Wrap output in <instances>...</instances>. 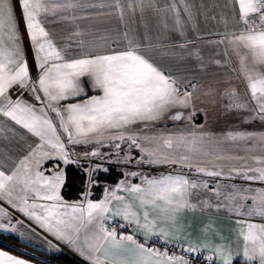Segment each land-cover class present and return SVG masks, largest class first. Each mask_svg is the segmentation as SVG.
Segmentation results:
<instances>
[{
  "label": "snow or ice",
  "instance_id": "6c2138e0",
  "mask_svg": "<svg viewBox=\"0 0 264 264\" xmlns=\"http://www.w3.org/2000/svg\"><path fill=\"white\" fill-rule=\"evenodd\" d=\"M179 3L188 13L185 0ZM16 4L21 10L38 71L35 78L15 15ZM82 7L81 0H0V116L38 139L10 173L0 170V201L67 243L89 264H190L185 256L150 247L147 241L153 237L162 238L166 243L178 240L176 233L181 231L178 214L196 207L191 197L199 189H208V180L182 173L149 176L131 171L125 172V177H139L140 183L124 179L113 188L106 187L103 198L98 201L89 199L91 193L85 192L82 201L68 203L61 196L66 182L63 169L57 166L50 175L41 170L46 160L58 159L65 165L75 162L64 138L69 145H104L107 141L116 151V162L131 163V150L135 148L140 153L135 161L137 165H179L204 177L229 180L239 177L246 182H259L260 187L226 185L231 191L224 194L217 180L212 190L217 200L223 196V201H227L226 204L221 201L218 208L226 207L237 217H243L235 221L243 242L242 251L238 247L233 253L229 245L212 244L207 236L203 241L189 243L184 251H208L210 255L205 259L209 264H233L240 255L249 262L257 260L258 264H264V222H254V218L264 221V154L227 157L241 160L243 165L229 169L225 175L218 165L207 166L212 160L204 158L214 154L205 150V135L195 129L186 134L158 136H141L132 131L134 125L147 127L173 108L191 106L196 86L191 85L193 91H182L188 85L152 61L132 40L120 48H112L106 37L87 43L80 40L77 42L79 51L70 55V45H61L46 25L81 19L75 15V10ZM114 7L123 20L120 0H115ZM127 7L133 12L137 7L143 11V0H136L135 4L128 0ZM225 7L231 9L237 27L217 34L221 38L212 43L225 45L224 55L228 58L225 64L234 60L235 67L231 70L238 71L246 85L243 95L235 87L225 91L228 107L250 113L249 121L264 123V0H226ZM164 11L174 15L176 28L181 30V13L175 0ZM224 22L227 25V20ZM72 35L79 37L82 33L75 31ZM124 37L127 39L128 34L124 33ZM84 78L98 94L87 95ZM13 89L20 92L16 99L10 94ZM24 91L29 92L35 102L23 99ZM79 97L84 98L62 103ZM169 118L185 117L177 111ZM226 139L251 141L252 148L247 149L248 152L259 145L264 153V132H229ZM122 144H127V151L120 157ZM85 155L103 158L98 150ZM214 158L225 159L219 155ZM93 171L95 169L89 171V186L94 183ZM120 192L126 195H118ZM202 203L205 207L211 206L207 201ZM117 218L123 223L116 226L107 223ZM16 224L23 221L17 219ZM16 224L12 223L11 213L0 206V231L17 233ZM132 225H135L134 234L118 233V228ZM19 235L23 237L24 233ZM141 235L143 243L137 238ZM0 264L29 262L0 250Z\"/></svg>",
  "mask_w": 264,
  "mask_h": 264
},
{
  "label": "crops",
  "instance_id": "0c3cea01",
  "mask_svg": "<svg viewBox=\"0 0 264 264\" xmlns=\"http://www.w3.org/2000/svg\"><path fill=\"white\" fill-rule=\"evenodd\" d=\"M81 2L84 4V7L75 10V15L82 17L81 19H77L74 22L58 21L46 25L49 31L57 37L61 45H70L68 50L70 55H74L79 51L77 42L80 40L87 43L89 41H100V38L106 37L112 48L124 47L127 45L128 40H132L141 46L144 54L152 61L166 72L179 77L182 84L188 85L186 89L182 88V91H193L191 85L196 86L191 106L187 108H173L162 119L151 122L147 127L142 124L134 125L132 131L138 132L141 136H158L160 134L167 135L182 132L186 134L190 130L195 129L205 135V150L214 154L211 157L204 158L212 160V163L207 166L212 168L213 165H218L223 169L225 175L228 174L229 169L233 167L239 168L243 165V161L231 160L227 159V157L239 156L247 158L251 155L264 154L261 152L259 145L256 146L254 151L248 152L247 149L252 148L251 141L247 143L244 141L232 142L226 139L229 132H264V123H261L259 120L249 121L247 119L250 113L228 107L229 100L225 96V91L235 87L243 95L246 91V85L240 77L239 72L231 70L232 67H235V61L233 60L231 64H225V61L228 59L224 55L226 50L225 45L212 43V41L221 38L217 34L233 31L237 27L232 18L231 9L225 7L226 0H185L188 6V13L184 12V5L180 4L179 0H175L181 13L183 24L181 30H177L176 28L174 15L171 12L164 11L173 0H143V11L137 7L135 12L128 9V0H120L121 6L124 8L123 20L120 19L119 13L114 7L115 0H81ZM135 2L136 0H133L134 4ZM89 5L97 6L91 7ZM99 5L104 6L99 7ZM189 14L191 19H189ZM15 15L19 20V29L23 46L27 53L31 74L35 78L38 71L34 64L33 54L18 4L15 5ZM68 15H71V13H68ZM225 20H227V25H225ZM75 31H80L82 35L79 37L73 36L72 33ZM181 31H183V35H181ZM124 33L128 34L127 39H125ZM182 44L185 47L181 48L180 45ZM216 61H220V64H217ZM84 81L88 96L98 94L91 90L87 83V78H84ZM10 94L13 99L20 96V92L16 89H13ZM22 98L29 102H35L27 91H24ZM83 98L79 97L62 103H74L78 99ZM177 111L182 112L185 118L171 120L169 116L175 114ZM189 116L190 119H187ZM64 139L66 148L71 153V159L75 161L74 164L81 166L84 170L86 167L95 168L99 164L97 159H101V157L86 156L85 153L98 150L103 158H105L104 160H112L114 159L113 155L116 154L115 149L107 141L104 142V145H96L94 143L69 145L66 138ZM35 143H38L37 138L32 137L26 130L15 125L12 121L0 116V170L10 173L15 164L27 155L30 146H34ZM121 148L122 151L126 152L127 144H122ZM134 150H137V155L135 156L137 157L136 159H139L140 154H138V149L133 148L131 154L135 152ZM215 155L223 156L225 159L217 160L214 158ZM248 163L252 165L251 160ZM67 165L58 159L46 160L41 170L45 172V175H50L53 170H56L57 166L65 172ZM126 165L135 169L136 172L149 176L182 173L194 179L208 180L209 188L199 189L191 197V202L196 207L194 209H184L178 214V224L181 225V231L176 233V235L180 238L169 242L170 244L186 249L189 243L203 241L207 236L208 241L212 244L229 245L233 253L238 247L242 251L243 242L238 236V228L235 221L243 217H237L234 213L229 212L226 207L218 208L217 205L223 201V196H221L220 200H217L212 190L216 187L217 180H219L221 192L224 194L231 191V188L225 187L226 185L249 184L252 187H260L259 182H246L239 177L232 180L221 177H204L195 174L194 170L189 171V169L182 168L179 165H137L135 163L129 165L127 163L124 166ZM201 166L205 165L201 164ZM136 179L131 183L141 182L139 177H136ZM93 181L94 184L97 183L94 179ZM62 188L61 196L64 198ZM85 192L91 193L88 198L93 201L103 198V195L94 196L90 188ZM84 193L77 200H68L66 198L64 200L68 203L82 201ZM117 194L126 195L123 192ZM204 201H207L211 206L205 207L202 203ZM223 202L227 203V201ZM0 206L6 208L11 213L13 224H16L17 219L23 221V224H16L17 233L0 231V242L15 247L4 241L3 236L10 235L15 237L20 243L34 249V253L38 257L32 254L31 256L35 257V259L39 257L47 259L40 254L42 252L50 256L64 251L84 264H89V261L80 256L65 242H58V248H60V245L62 247L59 250L53 246L50 247L48 243H40L34 237L37 234H44L52 239L54 238L35 223V221L29 220L23 213L12 209L5 202L0 201ZM117 222L123 223L119 218L115 221L110 220L107 223L110 225ZM254 222L260 223L264 221L260 218H254ZM134 227L135 225L129 226L131 234H134ZM20 232L24 233L23 237L19 235ZM36 237L38 238L39 236ZM137 238L142 243L145 242L142 235ZM156 239H159V237H153L147 241L148 246L155 247L152 241ZM10 243L15 244L11 241ZM15 245L16 247H20L17 244ZM0 250L27 260L29 264H41L37 260L26 258L2 246H0ZM29 252L33 253V251ZM201 253L210 255L206 250H202ZM246 262L249 261L240 255L235 258L233 264ZM249 263L258 264V261L253 260Z\"/></svg>",
  "mask_w": 264,
  "mask_h": 264
},
{
  "label": "trees",
  "instance_id": "16d2710c",
  "mask_svg": "<svg viewBox=\"0 0 264 264\" xmlns=\"http://www.w3.org/2000/svg\"><path fill=\"white\" fill-rule=\"evenodd\" d=\"M65 172H66V182L62 188V195L64 196V198H66L68 200H77V199L81 198L82 194L87 190L88 176H87L86 172L84 171V169L81 166L76 165L74 163L67 165L65 167ZM115 172H117V171H115ZM117 174H120V173L117 172ZM98 180L103 182L104 184L108 183V182L116 183L117 177H116V174L110 177V176H105V173H103L102 175H100V177H98ZM99 187H101V185ZM89 188L92 189L94 196H100L101 195L100 192L97 190V187L94 186V183ZM116 224L118 225V223H116ZM117 230H118V232L124 233V234H127L130 231L129 227L122 229V232H121L120 228H118ZM3 237L5 240H9L11 242H14L15 244L19 245L20 247L30 249V247H27L26 245L20 243L13 236L8 235V236H3ZM140 242H141V240H140ZM0 246L4 247L5 249H7L9 251L20 254L26 258H31V259L37 260L41 264H83L82 262L77 260L75 257H73L72 255H70L64 251H60L59 253L54 254V255H50V256L48 254L43 253V252L40 253L41 255L46 257L47 260L51 261V262H44V261H40L38 259H35V257L31 256L30 254L22 252L21 250L17 249L16 247L9 246L3 242H0ZM207 256H209V255L206 253H199V257L197 256V258L192 262V264H207L206 259H205V257H207Z\"/></svg>",
  "mask_w": 264,
  "mask_h": 264
},
{
  "label": "rangeland",
  "instance_id": "374dc122",
  "mask_svg": "<svg viewBox=\"0 0 264 264\" xmlns=\"http://www.w3.org/2000/svg\"><path fill=\"white\" fill-rule=\"evenodd\" d=\"M135 152H133L131 155H132V157H133V160H132V162L131 163H129V165H132V164H134L135 163V161L136 160H138V159H136L137 157L135 156V155H137V150H134ZM124 154H125V152L124 151H122L119 155H120V157H123L124 156ZM138 154H140V153H138ZM113 157H114V159H112V160H104L105 158H101V159H97L98 161V166H96L95 168H85V172H86V174H87V176H88V179H87V189L90 187L89 186V183H88V181H89V171L90 170H92V169H95V171H93L92 172V178L97 182V183H95L94 184V186L95 187H97V190L100 192V194L101 195H104V189L106 188V187H108V188H113V187H115V185L119 182V181H121V180H124V179H127L128 181H130V182H134V180H137L136 179V177H125V172H131V171H136L135 169H132L130 166H128V165H126V166H124L125 164H123V163H120V162H116L117 160H118V157H117V155L115 154V155H113ZM107 159H108V157H107ZM106 161H111V162H106ZM136 164V163H135ZM104 168H107L108 169V171L107 172H105V171H103V169ZM153 169H155V168H153ZM157 170H159V169H157ZM115 171H117V172H119L120 174H117V172H115ZM103 173H105V176H113V175H115L116 174V177H117V182L116 183H111V182H108V183H103V182H101V181H99L98 180V177H100V175H102ZM101 185V187H99ZM99 188V189H98ZM118 224H120L121 222H117ZM117 224L116 223H114V224H110V226H116ZM129 227V226H128ZM121 230V232H122V229H120ZM132 232L131 231H129L127 234H131ZM36 236H39L38 238L36 237ZM36 236H34L37 240H39L40 241V243H44V244H46V243H48L49 244V242L51 243V245L53 246V247H55V249H62V247H61V245H60V248H58V245H59V243L58 242H63V241H60V240H57L54 236H53V238L54 239H52L51 237H49L48 235H41V234H37ZM82 239H83V237H82ZM6 243H8V244H11V245H14L15 247H16V245L15 244H12V243H10V241L9 240H4ZM162 241H164L163 239H156V240H154V241H152V243H154V246H155V248H157V244H159V243H161ZM50 245V244H49ZM177 246V245H176ZM179 247V246H178ZM17 249H19V250H21L22 252H25V253H27V254H32V255H34V256H37V254L36 253H34V249H32V248H30L29 250L28 249H26V248H23V247H16ZM182 250H184V248H182V247H180ZM29 251H33V253L32 252H29ZM199 253H201V252H194V254H196L198 257H199ZM169 254H173V253H171V252H169ZM175 255H177V256H180V255H183L181 252H176V253H174ZM184 256V255H183ZM38 257V256H37ZM38 259H40V260H42V261H44V262H51L50 260H47V259H44V258H38ZM81 262V261H80ZM83 263V262H82ZM84 264V263H83ZM190 264H192V262H190Z\"/></svg>",
  "mask_w": 264,
  "mask_h": 264
},
{
  "label": "built area",
  "instance_id": "2783aa9c",
  "mask_svg": "<svg viewBox=\"0 0 264 264\" xmlns=\"http://www.w3.org/2000/svg\"><path fill=\"white\" fill-rule=\"evenodd\" d=\"M157 248L160 249L161 251H165L167 250L168 252L171 253H176V252H181L187 259H189L190 262H193L196 258L197 255L194 253H187L184 250H182L180 247L176 246V245H172L169 242H165L162 241L161 243L157 244ZM207 264H209V262L206 260ZM238 264H256V263H238Z\"/></svg>",
  "mask_w": 264,
  "mask_h": 264
}]
</instances>
